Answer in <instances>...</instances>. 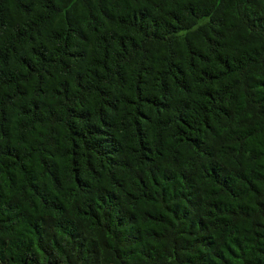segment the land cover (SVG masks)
Instances as JSON below:
<instances>
[{
	"label": "trees",
	"instance_id": "trees-1",
	"mask_svg": "<svg viewBox=\"0 0 264 264\" xmlns=\"http://www.w3.org/2000/svg\"><path fill=\"white\" fill-rule=\"evenodd\" d=\"M0 264H264V0H0Z\"/></svg>",
	"mask_w": 264,
	"mask_h": 264
}]
</instances>
